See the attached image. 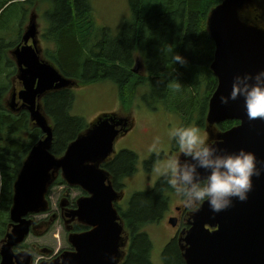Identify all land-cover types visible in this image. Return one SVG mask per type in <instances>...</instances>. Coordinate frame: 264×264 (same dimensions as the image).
<instances>
[{"label":"trees","instance_id":"trees-1","mask_svg":"<svg viewBox=\"0 0 264 264\" xmlns=\"http://www.w3.org/2000/svg\"><path fill=\"white\" fill-rule=\"evenodd\" d=\"M5 1L0 0V11L12 0ZM47 1L54 5V9L48 16L50 27L44 34V40L54 44L55 49H47L45 58L55 64L65 78L78 86L110 80L119 87L120 103L127 115L102 117L117 118L131 126L132 121L128 120L133 112L138 87L148 86L152 92L151 99L154 102L156 99L164 101L182 114L185 126L194 113H199V127L208 128V101L216 91L218 80L211 71L215 43L208 33L207 21L211 11L224 0H128L132 19L124 25L116 39L107 35L108 29H97L90 0ZM7 7L0 13V23L5 21L12 5ZM245 17L264 29V0L253 3ZM2 41L4 40L0 36V43ZM201 47H205L207 52ZM1 48L0 46V223L4 228L10 222L13 187L19 172L31 146L44 139L45 135L31 122L27 111L12 119L5 112L7 93L13 91V83L17 85V71L9 72L4 65L5 62L9 63V56L5 53L8 43L5 42L3 54ZM137 51L144 58V68L148 73L145 77L134 72L137 68ZM177 54L185 58L184 64L174 61V55ZM166 69L167 74L163 77ZM175 70L181 71L179 76L173 73ZM14 76L15 79H12ZM40 103L43 115L53 128L50 152L57 158L63 157L69 145L84 135L91 124L84 118L71 114L75 104V95L71 89L49 92ZM184 114L190 117L187 119ZM237 125L238 121H224L210 129L215 136ZM138 163V156L134 152L124 150L113 160L103 163L101 168L110 174L114 189L123 193L126 180L137 173ZM167 179V176L161 178L150 192L136 193L129 208L121 210V218L130 238L128 256L122 264H153V242L142 229L160 222L168 211L169 197L165 193L172 188ZM55 185L67 184L59 175ZM76 207V202L69 206L72 210ZM34 228L35 225L32 230ZM88 230V227L75 224L72 232ZM34 252L40 254L36 248ZM48 252L46 255L50 254ZM162 258L164 264H186L178 238H173L165 246Z\"/></svg>","mask_w":264,"mask_h":264},{"label":"water","instance_id":"water-1","mask_svg":"<svg viewBox=\"0 0 264 264\" xmlns=\"http://www.w3.org/2000/svg\"><path fill=\"white\" fill-rule=\"evenodd\" d=\"M258 1L224 0L208 17L207 27L215 43L211 70L218 84L206 121L208 128L224 121H238L239 125L231 130L217 134L215 143L229 153L241 149L252 152L264 167V118L250 119L243 98L221 103L222 96H230L234 77L264 71V29L245 17L250 6ZM30 39L34 40L31 46ZM24 42L13 53L22 89L13 95L11 104L15 107L18 97L45 138L32 147L14 184L10 212L13 229L2 249V264H12L13 258L29 255L26 252L15 255L14 248L29 236L34 224L31 217L47 210L48 187L55 183L57 174L69 186L88 194L79 198L77 209L69 216L93 230L72 235L73 251L43 264H119L125 227L114 204L122 196L115 191L110 174L101 165L114 154L115 142L122 133H127L128 123L99 117L69 145L63 157L53 156L50 152L53 128L43 115L40 102L47 93L74 85L41 60L36 27L25 34ZM185 161L194 163L183 156L181 163ZM198 171L207 175L204 169ZM170 224L176 226L177 222L171 220ZM181 241L186 264H264V175L253 177L246 201L235 199L227 210L214 212L204 202L192 215L191 227Z\"/></svg>","mask_w":264,"mask_h":264},{"label":"rangeland","instance_id":"rangeland-1","mask_svg":"<svg viewBox=\"0 0 264 264\" xmlns=\"http://www.w3.org/2000/svg\"><path fill=\"white\" fill-rule=\"evenodd\" d=\"M13 1L16 0L9 1L7 4H5L2 10L8 8L7 6ZM17 1L18 3L12 5V8L9 10L10 12L7 14L5 21L0 23L1 39L8 43V48H5V53L7 54V56H10V50L13 49V45L10 46V44H14V42H17L18 37L21 36V20L15 19V17H24L26 14L27 20L25 21L27 22L32 17V15H36V23L38 24L39 32H46L50 27L48 16L52 14L54 9V5L47 0H40L41 2H43V6L40 7L39 10L32 9L33 5L37 4L38 0L30 1L31 3H33L32 5L23 4L22 1L24 0ZM90 4L92 7L93 17L95 19L97 29H108L109 34L107 35H110L111 37H113V39H116L118 37L124 25L130 23L132 19V10L128 0H90ZM22 13L25 14L22 15ZM208 33L210 35L209 30ZM4 41L0 43V46L2 47L1 54L4 53ZM43 42L44 45L41 47V52L42 57L44 58L45 51L47 49L54 50L55 45L52 43H48L45 40ZM202 50L207 52L205 50V47H203ZM13 52H15V50ZM135 58L137 59V72L135 73L137 75L145 77V75H148V73L145 71L146 67L140 69L141 67L145 66L143 64L144 58L142 57V55H140V51H137L135 53ZM45 59L47 62L56 67L55 64L48 60V58ZM11 65L12 63L6 62V67H8L7 70L9 72H14L12 71ZM19 70V66L18 69L17 67L15 68L17 74H19ZM142 70L143 72L141 73ZM173 73H177L179 76L181 71L178 72V70H175V72ZM166 74L167 69L163 77ZM12 79H15V76ZM164 80L168 82L166 78ZM17 82L21 83L20 80ZM13 87H16V83H13ZM70 89L75 95V104L71 114L73 116L84 118L89 124H93L96 119L104 115H115L120 117H125L127 115L125 114L126 112H124L125 110L122 108L120 103L119 87L117 84L110 80L100 82L98 81L82 86L77 85ZM11 94L12 91L7 93L5 104L7 105V115L12 119V117L19 116L27 110L25 111V108L21 106L19 111L13 112L9 107V103L10 106L14 108V110H16V106L13 107L11 104ZM151 98L152 92L148 86L138 87L137 96L135 97L133 105V112L128 120L132 121V129H130V131L125 134L122 133L118 137L114 145L115 156H117L124 150H129L134 152L139 159L137 173L128 178L125 182L126 186L122 196L123 199L119 202V207L122 210H127L129 208V203L136 193H145L152 191L155 188L157 182L161 178L166 176V173L168 171L166 165L169 158L173 156L168 155V153L172 151L174 143V139L169 134L170 129L174 127L179 128L181 126H185L186 124L182 114L176 112L173 107L170 108L169 104L166 105L164 101H161L159 99H156V101L154 102ZM210 100L211 97L208 101V110ZM147 102L149 104H152L153 102L154 103L152 105H148ZM202 106L203 105H201V107ZM184 115L187 119L190 117V115L188 114ZM198 117L199 113H194V115L191 117V120L187 122L186 126L191 125L199 127ZM206 125H208L207 121ZM120 129L124 130V128ZM201 130L207 136L209 142H215L214 138H216L217 136H214L212 129L201 128ZM33 146H31V149ZM176 152H179L178 145L176 146ZM163 156L166 157L162 158ZM182 158L180 159V161L182 160ZM156 168H158L159 171H156ZM48 188V195L46 196V200L48 201V208L41 214L33 215L31 217V219L35 222L33 224V226L35 225V228L34 230H31L25 242L27 252L33 264H43L44 262L48 263L62 253L73 251L74 246L70 241V237L72 235H76L77 233L69 234V232L73 231V225H75V222H77L76 224L84 225L77 218H75V220L71 219L69 215L72 209H70L69 206L73 202H76L77 204L79 198L88 196V194L81 188L69 186L68 184L66 186H54L53 184ZM165 194L169 197L172 207L181 205V195L176 191L168 189L166 190ZM169 211L165 214L164 218L160 222L150 224L142 229V232L149 235L153 242V264H164L162 258L164 248L173 238L178 235L176 229H174L169 223ZM62 216H64L65 219H63ZM50 224H52V226H50ZM1 225L3 224L0 223V226ZM5 228H7V226L0 229ZM9 228H11L12 230L13 224L9 225ZM92 230L93 228H90V230L86 232H90ZM185 233L186 232H183V234L179 237L181 249L183 246L181 239L185 236ZM122 243V258L119 264H122L128 256L130 247V238L128 232L124 233ZM35 248L40 254H36L34 252ZM47 251H49V255H46ZM43 252H45V255L42 254Z\"/></svg>","mask_w":264,"mask_h":264},{"label":"clouds","instance_id":"clouds-1","mask_svg":"<svg viewBox=\"0 0 264 264\" xmlns=\"http://www.w3.org/2000/svg\"><path fill=\"white\" fill-rule=\"evenodd\" d=\"M174 61L186 62L178 54L174 55ZM240 98L244 100L250 119L264 118V71L234 77L230 96H222L221 103ZM169 134L178 145L179 152L194 161L181 163L173 155L166 165L167 183L182 196L188 207L207 202L214 212L227 210L235 199L246 201L253 187V177L264 175V167L254 153L244 149L226 152L215 142H209L200 127H174ZM198 169H204L207 175L202 176ZM155 170L159 171L158 168Z\"/></svg>","mask_w":264,"mask_h":264},{"label":"flooded vegetation","instance_id":"flooded-vegetation-1","mask_svg":"<svg viewBox=\"0 0 264 264\" xmlns=\"http://www.w3.org/2000/svg\"><path fill=\"white\" fill-rule=\"evenodd\" d=\"M30 1H32V0H25V2H30ZM13 2H14V4L15 3H18L17 0L16 1H13ZM42 3L43 2H41L40 0H38L37 4L36 5H33L32 9L39 10L40 7L43 6ZM32 4H30V5H32ZM19 20H21L20 21V35L21 36H19L18 37V41L13 44V49L12 50L14 51L18 47H21V46L25 45V42H24V38L23 37L34 26V27H36L37 49L40 50L39 51V55H40L41 59H45V53H44V58H43L42 57V52H41V47L44 45V42L43 41H44V34H45V32L44 31L39 32L38 24L36 23L37 22L36 21L37 20V16L36 15H32V17L26 22L25 20H27V15L25 14V16L24 17H20ZM33 42H34V40L30 39L29 42H28V45L31 46L33 44ZM12 50H10L9 62L12 63V65H11L12 71H15V68L17 67V69H18V66H17L16 57L13 54L14 52ZM4 65H6V62H5ZM142 68H144V67H142ZM142 72H143V70L141 71V73ZM16 81H19V74L16 75ZM21 89H22L21 83H18L17 82L16 87H14V89L12 91L11 98L13 97V95L19 93ZM21 106H22V102L19 100L18 97L16 98V110H14V108H12L10 106V103H9V107L11 108V110L13 112L19 111V109H20ZM4 109H5V112L8 113V111H7V105L6 104H4ZM25 111H26V109H25ZM131 127H132V125L131 126L129 125V127L126 128L127 129V132L130 131ZM8 136L9 135H7V138H6L7 139V145H9L8 144V141H9V137ZM176 146H177V144L176 143H173V149H172V151L170 153H168V155H175L176 157H178L179 159H181L182 156H183V154L182 153L180 154V152H176ZM115 157L116 156L114 154L107 161H111ZM164 157H166V156H163L162 158H164ZM1 190H2V184H1V180H0V196H1ZM119 194H120V196H123V193H119ZM181 198H182V196H181ZM122 199H123V197H121V199L119 200V202ZM119 202H117L115 204V207L117 208V210L121 214V210L122 209L119 207ZM200 206L201 205H199L198 207H188V206H186V204L184 203V200L182 198V203H181L180 206H173L172 207V205L170 203V200H169V208H168V211L171 210V211H169L170 212V216L168 217L169 223H170L171 220H176V222H177L176 226H173V225L170 224L174 229H176V231L178 233V235L175 238H178L179 239V237L183 234V232H187V230L190 228V225H191L192 215L195 213V211H197L199 209ZM76 209H77V207L74 210H76ZM62 215H64V214H62ZM9 218H10V215H9ZM62 218L65 219L64 216H62ZM76 223L77 222H75V224ZM9 225H12L11 221L7 225H5V227L7 226V228L0 229V264H2V255H1V253H2L3 246L6 243V238H7V235L9 234V231H11V228H9ZM82 226H84V225H82ZM0 227L3 228L2 225ZM85 227H87V226H85ZM88 228L90 230L91 227H88ZM70 233H72V232H70ZM24 252H26L28 254L27 247L25 246V243H23V244L17 246L16 248H14V254L15 255L20 256ZM26 258H28V261H27ZM12 264H33V262H31L29 255H24V256H21V257H15V258H13V263Z\"/></svg>","mask_w":264,"mask_h":264},{"label":"bare ground","instance_id":"bare-ground-1","mask_svg":"<svg viewBox=\"0 0 264 264\" xmlns=\"http://www.w3.org/2000/svg\"><path fill=\"white\" fill-rule=\"evenodd\" d=\"M41 60H43V61H45V62H47L45 59H41ZM47 63H49V62H47ZM50 64V63H49ZM121 64V63H120ZM51 66H53L52 64H50ZM54 67V66H53ZM59 73H60V75L61 76H63V74L59 71V69H57L56 67H54ZM119 74V73H118ZM120 75V74H119ZM64 77V76H63ZM65 78V77H64ZM65 79H67V78H65ZM67 80H69V79H67ZM71 81V80H70ZM72 82V81H71ZM73 83V82H72ZM73 85L74 86H77V84H75V83H73ZM73 86V87H74ZM115 119H117V118H115ZM117 120H119V119H117Z\"/></svg>","mask_w":264,"mask_h":264}]
</instances>
